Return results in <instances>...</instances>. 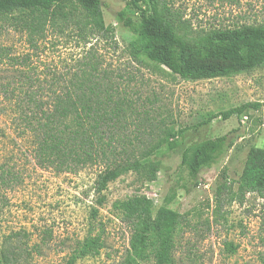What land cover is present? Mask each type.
I'll return each instance as SVG.
<instances>
[{"label":"rangeland","instance_id":"obj_1","mask_svg":"<svg viewBox=\"0 0 264 264\" xmlns=\"http://www.w3.org/2000/svg\"><path fill=\"white\" fill-rule=\"evenodd\" d=\"M102 1L104 30L94 29L85 11L68 1L62 6L66 14L52 18L33 44L15 20L0 18V45L11 56H29L31 74L44 84L55 74L93 72L95 81L107 88L102 96L115 119L113 145L136 152L161 147L160 171L150 182L134 171L123 173L108 184L99 205L96 186L104 164L75 171L42 168L35 160L32 135L0 114L3 259L9 264H68L89 236L100 235L99 252L78 258L76 264H158L151 245L132 247L139 224L120 207L121 201L142 195L153 203V211L165 205L180 214L176 264H264V195L235 192L249 149L264 147V105L228 119L219 115L248 102L264 104V63L229 76L183 79L136 52L135 34L119 20L123 10L139 20L127 0ZM160 2L188 35L264 24V0ZM5 62L0 63V76L10 67ZM209 118L208 124L197 125ZM224 134L231 135L232 148L201 173L198 185L184 188L179 173L183 149ZM223 170L231 192L217 194Z\"/></svg>","mask_w":264,"mask_h":264},{"label":"trees","instance_id":"obj_2","mask_svg":"<svg viewBox=\"0 0 264 264\" xmlns=\"http://www.w3.org/2000/svg\"><path fill=\"white\" fill-rule=\"evenodd\" d=\"M68 1L75 2L85 11L94 29L107 28L102 0H0V18L15 20L14 23L28 33L33 44L32 40L45 32L52 18L66 14L62 6ZM127 6L139 14V20H133L125 10L119 12V20L135 34L136 52L183 79L229 76L264 63V24L218 28L188 35L178 29L168 15V8L160 0H127ZM28 57L11 56L8 48L0 45V63L7 61L5 63L10 66L3 68L7 73L0 76V114L14 120L17 129L32 135L38 166L75 171L88 165L104 164L106 167L96 186L99 205L105 199L102 192L123 173L134 171L149 182L157 178L161 164L158 157L164 155V149L154 146L136 152L113 145L115 133L111 121L115 119L107 109L108 101L102 96L107 88L95 81L93 72L55 74L52 82L44 84L31 74ZM263 105L248 102L219 115L228 119L248 108L257 109ZM210 121L211 118L197 125L203 126ZM232 146L230 134L187 145L179 166L185 182L183 187L186 188L187 183L198 185L201 173L213 168ZM220 177L217 194L231 192L226 170ZM235 192L237 195L249 192L264 195V147L249 149ZM120 207L124 216L137 220L139 224L132 247L138 249V244L151 245L158 264H176L173 251L180 223L179 212L165 205L153 211V203L142 195L121 201ZM102 246L100 235L89 236L68 264H76L78 258L97 254ZM229 248L235 250L233 244H229ZM0 264H9L3 259L1 249Z\"/></svg>","mask_w":264,"mask_h":264}]
</instances>
